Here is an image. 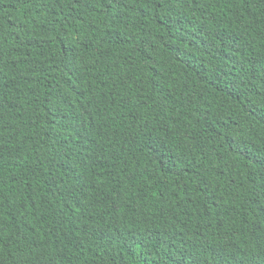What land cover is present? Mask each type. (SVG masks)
<instances>
[{
	"label": "trees",
	"instance_id": "16d2710c",
	"mask_svg": "<svg viewBox=\"0 0 264 264\" xmlns=\"http://www.w3.org/2000/svg\"><path fill=\"white\" fill-rule=\"evenodd\" d=\"M0 264H264V0H0Z\"/></svg>",
	"mask_w": 264,
	"mask_h": 264
}]
</instances>
